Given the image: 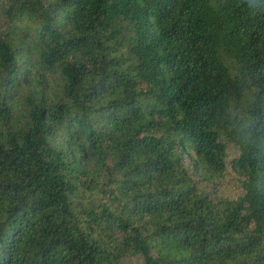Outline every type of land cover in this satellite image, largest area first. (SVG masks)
I'll return each mask as SVG.
<instances>
[{"label":"trees","instance_id":"16d2710c","mask_svg":"<svg viewBox=\"0 0 264 264\" xmlns=\"http://www.w3.org/2000/svg\"><path fill=\"white\" fill-rule=\"evenodd\" d=\"M131 255L264 264V0H0V264Z\"/></svg>","mask_w":264,"mask_h":264},{"label":"rangeland","instance_id":"374dc122","mask_svg":"<svg viewBox=\"0 0 264 264\" xmlns=\"http://www.w3.org/2000/svg\"><path fill=\"white\" fill-rule=\"evenodd\" d=\"M39 70L44 75L46 82L50 84L49 92L52 94L57 85L59 73L40 67ZM30 78L29 86L30 88L33 87L35 89L37 78L34 77V75L30 76ZM227 152L228 169L226 173L214 182L204 180L202 185L213 197L221 195L230 199H235L243 191L242 175L235 171L231 165L232 159L238 156V145L234 141H227ZM85 162L86 163L84 165L86 167H90L92 165V160L90 159ZM124 264H145V260L141 255H131L124 259Z\"/></svg>","mask_w":264,"mask_h":264}]
</instances>
